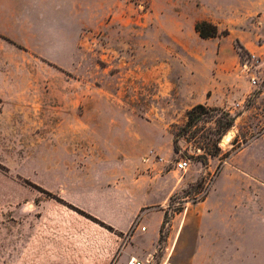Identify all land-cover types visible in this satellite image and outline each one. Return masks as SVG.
Here are the masks:
<instances>
[{"label": "rangeland", "instance_id": "374dc122", "mask_svg": "<svg viewBox=\"0 0 264 264\" xmlns=\"http://www.w3.org/2000/svg\"><path fill=\"white\" fill-rule=\"evenodd\" d=\"M210 2L23 1L22 26L0 33V264H102L88 249L112 231L113 186L133 189L132 256L152 264L206 223L213 191L261 194L264 223V20ZM202 20L229 34L202 39ZM151 211L165 219L148 249Z\"/></svg>", "mask_w": 264, "mask_h": 264}, {"label": "crops", "instance_id": "0c3cea01", "mask_svg": "<svg viewBox=\"0 0 264 264\" xmlns=\"http://www.w3.org/2000/svg\"><path fill=\"white\" fill-rule=\"evenodd\" d=\"M23 1L0 0L1 34H15L17 26H22ZM200 1L205 7L212 8L210 0ZM230 1L223 0L224 13L232 16L237 15L245 20L254 17L264 20V0ZM36 7H38L37 4ZM105 191L115 196L110 206L111 218L108 220L112 231L108 234L96 232L98 237L97 235L94 237V242L88 250L93 252L95 263L127 264L133 257L131 248L134 247L133 242L137 234V232L134 235L129 233L136 215L134 210L136 200H133L134 191L128 186L108 187ZM85 193L93 197L98 191L85 188ZM248 201H250L249 204ZM145 207L146 203H143L137 209L139 211ZM196 207L198 210H206V223L202 224V213H200L198 219L191 226H187L186 223L180 226L178 241L172 242L167 249L169 252L167 259L170 262L173 264H264V223L261 194H254L250 200L232 199L228 194L213 191ZM147 216L158 219L156 234L151 238L148 237L145 244L146 248L151 249L158 244L159 228L164 223L165 212L151 211ZM238 220H243L245 225H234V222ZM143 222L146 223V216ZM147 229H149L148 224L146 231ZM187 233L195 235L184 237L183 235ZM182 239L186 244H181Z\"/></svg>", "mask_w": 264, "mask_h": 264}, {"label": "trees", "instance_id": "16d2710c", "mask_svg": "<svg viewBox=\"0 0 264 264\" xmlns=\"http://www.w3.org/2000/svg\"><path fill=\"white\" fill-rule=\"evenodd\" d=\"M194 29L200 35V37L202 39H216V38H219L221 36H227L229 34L228 31L220 32L218 27L209 20L198 21L195 24ZM203 109H204V106L198 105V106L194 107L188 113V118H189L188 125H193L196 122L195 114L198 111L203 110ZM233 122H234V118H232V117L228 118V122H227L225 128L226 129L230 128L233 125ZM176 150H177V145H176ZM47 194L50 195L49 192H47ZM109 229L112 230L111 228H109Z\"/></svg>", "mask_w": 264, "mask_h": 264}, {"label": "built area", "instance_id": "2783aa9c", "mask_svg": "<svg viewBox=\"0 0 264 264\" xmlns=\"http://www.w3.org/2000/svg\"><path fill=\"white\" fill-rule=\"evenodd\" d=\"M257 59V57L255 55H252V61H255ZM244 71L246 72H249L250 71V68H249V64H246L244 66ZM252 84L253 85H257V81L255 79H253L252 81ZM190 162L187 161V160H182L181 162H179L177 164V171L179 172H187L190 168ZM142 231L145 232L146 231V227H143L142 228ZM154 261V258H151V259H148L147 261H142L141 259L139 258H136V257H131L129 259V261L127 262V264H152ZM162 264H173L172 262H170V260L162 263Z\"/></svg>", "mask_w": 264, "mask_h": 264}, {"label": "bare ground", "instance_id": "6f19581e", "mask_svg": "<svg viewBox=\"0 0 264 264\" xmlns=\"http://www.w3.org/2000/svg\"><path fill=\"white\" fill-rule=\"evenodd\" d=\"M234 135V131H231L227 136L224 138L223 143L227 144L231 141L232 136Z\"/></svg>", "mask_w": 264, "mask_h": 264}]
</instances>
